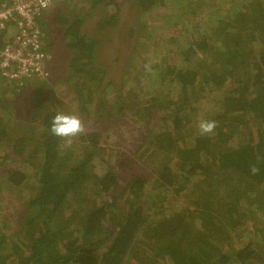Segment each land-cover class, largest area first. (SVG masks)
Wrapping results in <instances>:
<instances>
[{
	"label": "trees",
	"instance_id": "trees-1",
	"mask_svg": "<svg viewBox=\"0 0 264 264\" xmlns=\"http://www.w3.org/2000/svg\"><path fill=\"white\" fill-rule=\"evenodd\" d=\"M80 2L38 19L50 55L66 28L60 79L0 82V264H264V0ZM64 82L87 126L68 150L41 107Z\"/></svg>",
	"mask_w": 264,
	"mask_h": 264
},
{
	"label": "built area",
	"instance_id": "built-area-1",
	"mask_svg": "<svg viewBox=\"0 0 264 264\" xmlns=\"http://www.w3.org/2000/svg\"><path fill=\"white\" fill-rule=\"evenodd\" d=\"M58 1L0 0V82L21 86L28 80L48 78L51 55L44 49L38 19Z\"/></svg>",
	"mask_w": 264,
	"mask_h": 264
},
{
	"label": "rangeland",
	"instance_id": "rangeland-1",
	"mask_svg": "<svg viewBox=\"0 0 264 264\" xmlns=\"http://www.w3.org/2000/svg\"><path fill=\"white\" fill-rule=\"evenodd\" d=\"M57 7H59L60 9H63V11L65 12V15L68 16L69 20H71L73 16L76 17L78 14H82V16H83L86 13V10L88 9V5L83 6V4L81 5L79 2H73V1H68V0H65V1L59 0L57 2V4H55L51 9L48 10V13H50L51 10L53 11ZM123 11H125V10L123 9ZM126 13L128 14V17L126 16V18L128 20L129 19H131V20H135L136 19V16H135L136 13H133V14H130L129 12H126ZM152 19H153V17H150V16H149V18L146 19V23H145L146 32H148V34H150V35H152L154 37H159L160 33H161L160 29L157 26V24H154L155 22H152ZM128 23L124 26V29L123 28H118L117 29V33H118V35H119V37L121 39V49H123V47L125 45V42L127 41V40H125L123 35H125V33H126V29L128 27ZM55 28L56 29L55 30L52 29V31H53V33H55L54 37L56 39V42H55L56 45L53 46V48L51 49L52 54H51V57H50L49 63H48V67H49L48 71L50 73V77H49L48 80H46L51 85L56 83L58 81V79H60L59 78V70H57L56 65H57V61H58L59 66L61 64V62H59V61L62 59V58H60V55H61V52L63 53V51H64V48H62L64 46H61V45L59 46L58 45V37L60 35V37L62 36L61 37V39H62L64 30L66 29L64 27L63 28L62 27H60V28L55 27ZM110 32L111 31H109L108 34H106L107 37L110 35ZM104 39H105V37H104V35H102V37L99 40H104ZM43 44H44V42H43ZM70 53H73V52H70ZM100 58L102 59V57H100ZM125 63H126V59L123 58L121 60L120 64L123 65ZM125 70H126V72L132 71V73H133V70H131L129 67H126ZM126 72L121 74V76L120 75L117 76L116 79L119 80L120 77L124 78V79H126V77L128 78V75H126ZM114 75H117V74H114ZM61 79H62V76H61ZM64 85L65 86H63V87H60L58 85H55L53 87L50 86L49 90L46 93V97H45V98H47V97H49V98L41 107L46 109V110H54V109L57 110L58 108H60V109L63 108L66 113H68V112L69 113H72V112L77 113L76 111H78V110H76V108H75L77 106H74V103L72 102V96L70 94V91H66L67 82H64ZM33 86H34V84L31 83V84L26 85L23 88H20L21 90L20 89L17 90L18 97H16L13 100V103L15 104V106L20 105L19 102L22 99V97H24V96L26 98H33V96H31L30 92H29V90L32 89ZM26 89H28V91ZM7 94L8 93H6V95ZM7 97H10V96L7 95ZM57 102L60 103L59 107H57V104H56ZM34 107H35V105L33 106V108ZM36 108H37V104H36ZM94 109H97V107H95ZM40 110H42V109H40ZM22 111L23 110L20 107L16 112L17 113H21ZM97 111H98V109H97ZM83 112H85V111H83ZM93 115L96 118V115L95 114H93ZM16 119H17V117H16ZM19 122H22V116H21V120H19ZM23 122H24V120H23ZM102 126H103V124H102ZM99 127H101V126H99ZM16 130H17V132H24L25 128H24L23 123ZM35 130L37 131V128H35ZM36 131L33 130L32 133H30V130H29V134L34 139L37 137V134H38ZM111 137L114 138V140H115V136H113V134L111 135ZM109 141L110 140L107 141L108 145H106V146H109V148L111 150H113L115 147H114V145H109ZM4 149H5V144H2V146L0 147V150L3 151ZM111 154H113V151L111 152ZM23 195H24V193H23Z\"/></svg>",
	"mask_w": 264,
	"mask_h": 264
},
{
	"label": "clouds",
	"instance_id": "clouds-1",
	"mask_svg": "<svg viewBox=\"0 0 264 264\" xmlns=\"http://www.w3.org/2000/svg\"><path fill=\"white\" fill-rule=\"evenodd\" d=\"M143 69L146 73H152L153 68L151 62L145 63ZM218 124L215 120L200 119L197 123V131L200 136H212L215 134V129ZM48 132L51 136L57 138L60 142L59 146L68 150L71 149L73 143L79 137L87 134V126L84 120L75 112L65 113L63 111H56L51 118ZM264 160V156H257V164ZM257 164H253L250 167V172L253 175L259 173L260 168Z\"/></svg>",
	"mask_w": 264,
	"mask_h": 264
}]
</instances>
